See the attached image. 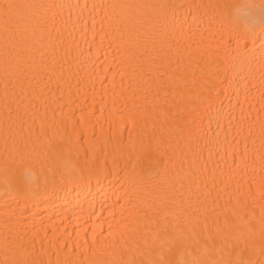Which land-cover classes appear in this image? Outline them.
I'll use <instances>...</instances> for the list:
<instances>
[{
    "label": "bare ground",
    "instance_id": "obj_1",
    "mask_svg": "<svg viewBox=\"0 0 264 264\" xmlns=\"http://www.w3.org/2000/svg\"><path fill=\"white\" fill-rule=\"evenodd\" d=\"M0 264H264V0H0Z\"/></svg>",
    "mask_w": 264,
    "mask_h": 264
}]
</instances>
